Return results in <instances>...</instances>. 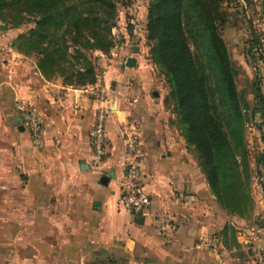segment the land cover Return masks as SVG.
Instances as JSON below:
<instances>
[{"label":"crops","instance_id":"obj_1","mask_svg":"<svg viewBox=\"0 0 264 264\" xmlns=\"http://www.w3.org/2000/svg\"><path fill=\"white\" fill-rule=\"evenodd\" d=\"M117 74L113 68L104 77L113 78V110L100 161L90 143L100 103L86 86L16 83L15 98L30 103L40 119L42 145L11 112L16 128L0 129V264H250L252 249L264 260V156L250 217L226 212L170 125L161 97L144 89L129 94ZM127 97L133 104L123 103ZM129 115L141 125L145 217L116 205L125 159L119 121Z\"/></svg>","mask_w":264,"mask_h":264},{"label":"trees","instance_id":"obj_2","mask_svg":"<svg viewBox=\"0 0 264 264\" xmlns=\"http://www.w3.org/2000/svg\"><path fill=\"white\" fill-rule=\"evenodd\" d=\"M3 7L9 14L16 13L17 25L34 16V28L18 41L25 52L39 56L37 67L44 77L58 74L64 78L63 85L71 87L94 83V69L80 48L108 52L112 3L0 0V10ZM105 15L109 17L104 19ZM224 22L216 0H151L146 32L152 43V63L166 77L181 134L187 146L194 148L209 190L223 210L246 218L251 204L244 141L248 118L220 37ZM252 42L257 50H264L258 37L253 36ZM70 46L74 47L72 55L68 54ZM76 57L82 60L78 69L70 61ZM257 98L263 104L260 116L264 122V97ZM260 160L261 156L256 163Z\"/></svg>","mask_w":264,"mask_h":264},{"label":"rangeland","instance_id":"obj_3","mask_svg":"<svg viewBox=\"0 0 264 264\" xmlns=\"http://www.w3.org/2000/svg\"><path fill=\"white\" fill-rule=\"evenodd\" d=\"M107 1L112 3L114 7V17L108 22L110 49L103 53L94 49L80 48L85 59L94 69V83L97 75L114 68L117 70V75L126 80L124 83H129V85L127 84L129 94L140 95L143 94L144 89L148 96H153L155 99L161 97L163 109L167 110L173 117L169 118L170 125L177 130L186 145V149L197 161L194 148L187 146L178 126L174 104L169 98L170 89L166 77L151 60L152 43L147 39L146 32L148 7L151 0ZM216 1H219L220 11L224 13L225 19L220 29V37L226 46L231 65L236 73V89L240 95L243 112H246L248 118L244 129V141L246 158L250 166L251 195L253 185L256 184L257 187L258 183V163L256 161L264 153V122L260 116L263 104L257 98V95L264 97V50L260 52L252 42L253 36L258 37L264 49V0ZM108 17L105 15L104 19ZM33 19L34 16L25 17L23 23L17 25L16 21H20V19L15 12L9 14L5 7L0 10V129L7 125L16 128L14 119L11 118L10 114L11 112L18 114L17 104L24 101L20 100L21 98H15L13 93L19 80L31 86L33 83H37V79L46 82L61 80L63 84L64 78L58 74L44 77L37 67L39 56L35 52H28L29 50L25 52L26 49L19 46L18 37L34 28ZM80 31L84 32L83 29ZM73 48L69 47L68 54L72 55ZM134 49H137L136 53H134ZM129 57L137 59L138 65L136 67H124L125 61ZM70 61L77 69L81 68L82 60L80 58L76 57ZM121 68H123L124 74L121 73ZM112 79L107 77L105 80L109 88V97L112 91ZM88 86L90 85L86 87ZM133 100L135 98H128L127 102L124 100L123 103L125 105L133 104ZM9 117L10 121H8ZM123 122L127 125H136L141 141L139 120L129 115V117H124L119 121V126ZM140 155L142 160L141 149ZM248 207L246 218H249L253 211L252 196L251 204ZM2 231L0 227V238ZM12 233L13 238L17 236V231H12Z\"/></svg>","mask_w":264,"mask_h":264},{"label":"built area","instance_id":"obj_4","mask_svg":"<svg viewBox=\"0 0 264 264\" xmlns=\"http://www.w3.org/2000/svg\"><path fill=\"white\" fill-rule=\"evenodd\" d=\"M105 74L103 72V74L97 75L95 83L87 87V92L100 103L96 109L94 124L90 131L92 152L98 161L105 155L106 124L113 110L108 94L109 88L104 79ZM17 111L35 146H41L42 124L32 105L27 101L19 102ZM119 135L125 159L116 205L132 216L145 217L150 206V199L142 185L139 131L136 129V125H127L123 122L119 126ZM156 222L160 226L163 223L161 219H156ZM250 264H264L263 255L258 249H252Z\"/></svg>","mask_w":264,"mask_h":264},{"label":"water","instance_id":"obj_5","mask_svg":"<svg viewBox=\"0 0 264 264\" xmlns=\"http://www.w3.org/2000/svg\"><path fill=\"white\" fill-rule=\"evenodd\" d=\"M137 52V49H134V53ZM124 67L126 68H134L136 67V59L134 57H129L126 59L125 61V65ZM264 156V154L262 155V157ZM257 176L258 178H261V172L259 169H257Z\"/></svg>","mask_w":264,"mask_h":264}]
</instances>
